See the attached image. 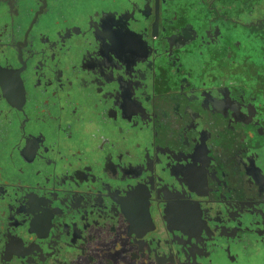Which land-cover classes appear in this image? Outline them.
I'll list each match as a JSON object with an SVG mask.
<instances>
[{
	"label": "flooded vegetation",
	"instance_id": "1",
	"mask_svg": "<svg viewBox=\"0 0 264 264\" xmlns=\"http://www.w3.org/2000/svg\"><path fill=\"white\" fill-rule=\"evenodd\" d=\"M0 264H264V0H0Z\"/></svg>",
	"mask_w": 264,
	"mask_h": 264
}]
</instances>
